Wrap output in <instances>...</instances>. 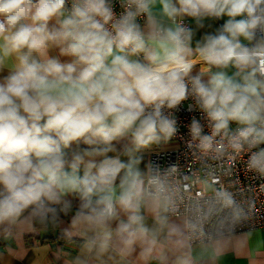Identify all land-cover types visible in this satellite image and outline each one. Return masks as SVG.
Listing matches in <instances>:
<instances>
[{
	"label": "clouds",
	"instance_id": "obj_1",
	"mask_svg": "<svg viewBox=\"0 0 264 264\" xmlns=\"http://www.w3.org/2000/svg\"><path fill=\"white\" fill-rule=\"evenodd\" d=\"M181 110L190 151L264 177V0H0V238L70 216L69 264H191L217 205L243 208L217 189L177 215L145 155Z\"/></svg>",
	"mask_w": 264,
	"mask_h": 264
},
{
	"label": "built area",
	"instance_id": "obj_2",
	"mask_svg": "<svg viewBox=\"0 0 264 264\" xmlns=\"http://www.w3.org/2000/svg\"><path fill=\"white\" fill-rule=\"evenodd\" d=\"M177 115L180 128L174 139L179 142V147L157 150L150 158L162 167L173 166L169 169L168 179L177 194V215H184L196 202L208 200L217 189L231 193L243 208L242 218L233 221L227 210L217 205V211L206 223L203 234L191 244L211 242L223 236L264 227V177L247 170L245 155L226 151L210 159L196 150L190 151L186 125L193 115L199 116V113L181 110Z\"/></svg>",
	"mask_w": 264,
	"mask_h": 264
},
{
	"label": "crops",
	"instance_id": "obj_3",
	"mask_svg": "<svg viewBox=\"0 0 264 264\" xmlns=\"http://www.w3.org/2000/svg\"><path fill=\"white\" fill-rule=\"evenodd\" d=\"M222 23V21L220 22ZM179 147L173 139L166 150ZM153 148L145 155L150 161ZM70 216L62 223L49 227L48 231H28L24 226L17 229L11 238H0V264H69L79 249V237H65L62 231L69 226ZM187 251L191 264H264V227L217 238L211 242L190 244ZM178 253L165 251L166 264H174ZM112 264V262H109ZM125 264H144L139 259V249L127 258ZM148 264H158L150 260Z\"/></svg>",
	"mask_w": 264,
	"mask_h": 264
}]
</instances>
